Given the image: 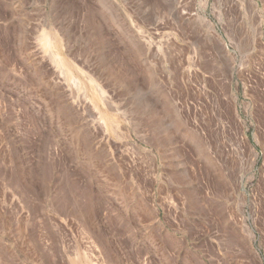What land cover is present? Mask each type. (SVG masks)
Segmentation results:
<instances>
[{
    "label": "rangeland",
    "instance_id": "rangeland-1",
    "mask_svg": "<svg viewBox=\"0 0 264 264\" xmlns=\"http://www.w3.org/2000/svg\"><path fill=\"white\" fill-rule=\"evenodd\" d=\"M0 264H264V0H0Z\"/></svg>",
    "mask_w": 264,
    "mask_h": 264
},
{
    "label": "bare ground",
    "instance_id": "bare-ground-1",
    "mask_svg": "<svg viewBox=\"0 0 264 264\" xmlns=\"http://www.w3.org/2000/svg\"><path fill=\"white\" fill-rule=\"evenodd\" d=\"M57 37L56 36H45V41H44V47L48 48L49 46H57ZM55 58L59 61V63L62 66H65L66 61L64 59H62V57L60 56V54H56ZM73 78V77H71ZM70 78V79H71ZM100 79V78H99ZM72 81V80H71ZM76 81V80H75ZM73 83V82H72ZM75 84V83H74ZM103 84H101L100 82H98L97 87L100 93H106V91L104 90ZM74 86V85H72Z\"/></svg>",
    "mask_w": 264,
    "mask_h": 264
}]
</instances>
